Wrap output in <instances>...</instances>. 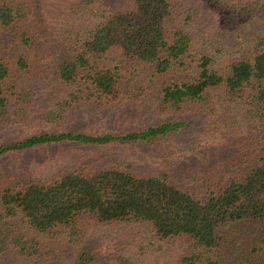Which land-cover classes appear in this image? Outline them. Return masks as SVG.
<instances>
[{"label":"trees","instance_id":"16d2710c","mask_svg":"<svg viewBox=\"0 0 264 264\" xmlns=\"http://www.w3.org/2000/svg\"><path fill=\"white\" fill-rule=\"evenodd\" d=\"M177 6L174 0H132L127 7L111 9L83 31V41L72 48L74 55L59 67L60 79L71 87L73 100L116 99L124 64L149 65L157 76L193 64L196 75L162 89L160 108L202 114L217 112L219 102L231 110L235 104L243 112L238 119L242 133L252 140L247 151L239 153L236 170L231 173L223 165H213L195 188L188 189L176 184L168 169L140 175L129 167H112L24 183L0 168V254L15 250L36 264H67V258L46 247L43 238L77 244L86 239L91 224L144 223L151 225L158 239L185 241L184 264H264V42L260 39L250 54L234 56L222 65L210 53L195 58L193 17L187 13L182 19ZM20 21L10 0H0V26L29 43L24 31L18 34ZM114 51L121 60L111 58ZM10 76L11 68L0 55L2 116L10 113L4 95ZM62 112L61 107L47 115L64 117ZM184 125L183 120H166L123 135L36 133L0 144V156L61 142L148 141ZM234 225L237 231L248 225L250 245L244 250L236 237L232 242L239 246L231 256L226 251L232 245L226 230Z\"/></svg>","mask_w":264,"mask_h":264},{"label":"rangeland","instance_id":"374dc122","mask_svg":"<svg viewBox=\"0 0 264 264\" xmlns=\"http://www.w3.org/2000/svg\"><path fill=\"white\" fill-rule=\"evenodd\" d=\"M131 1L10 0L21 17L18 34L24 31L29 43L0 26V55L11 68L10 79L4 83L10 113L2 116L0 110V144L43 132L123 135L166 120H183L185 125L148 141L105 145L61 142L10 152L0 156V168L8 174L29 183L112 167H129L140 175L168 169L176 184L190 189L213 165H223L231 173L236 170L239 153L247 151L252 140L242 133L238 119L243 112L235 104L231 110L219 102L217 112L202 114L160 108L162 89L196 75L193 64L177 66L174 73L160 76L149 65L124 64L118 98L71 99V87L60 79V65L74 55L72 48L78 40L83 41L85 29L96 25L111 9L127 7ZM174 1L182 19L187 13L193 17L195 58L201 52L210 53L216 64L222 65L234 56L250 54L260 39L264 42V0ZM120 57L114 51L111 58ZM61 107L64 117L47 115ZM241 227L237 231L234 225L226 231L231 242L238 237L244 248L250 245V236L248 225ZM42 242L61 252L67 264H78L82 256V264H184L181 255L187 250L184 240L158 239L151 225L144 223L91 224L81 243L61 238H43ZM238 246L229 243L227 253L233 256ZM0 264L36 262L12 250L0 254Z\"/></svg>","mask_w":264,"mask_h":264}]
</instances>
